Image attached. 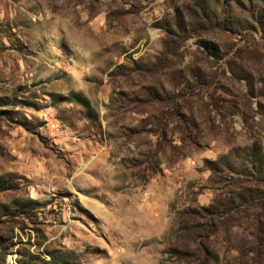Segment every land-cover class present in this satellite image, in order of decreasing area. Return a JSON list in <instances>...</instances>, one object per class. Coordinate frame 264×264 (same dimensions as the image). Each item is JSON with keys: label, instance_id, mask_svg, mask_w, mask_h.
<instances>
[{"label": "rangeland", "instance_id": "374dc122", "mask_svg": "<svg viewBox=\"0 0 264 264\" xmlns=\"http://www.w3.org/2000/svg\"><path fill=\"white\" fill-rule=\"evenodd\" d=\"M0 264H264V0H0Z\"/></svg>", "mask_w": 264, "mask_h": 264}]
</instances>
